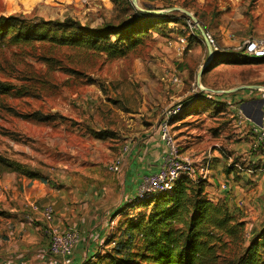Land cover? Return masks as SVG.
Wrapping results in <instances>:
<instances>
[{"label":"rangeland","instance_id":"obj_1","mask_svg":"<svg viewBox=\"0 0 264 264\" xmlns=\"http://www.w3.org/2000/svg\"><path fill=\"white\" fill-rule=\"evenodd\" d=\"M254 1L0 0V15L22 14L45 20L72 17L92 26L105 22L121 25L138 12L175 15L178 20L153 27L120 57L50 43L0 48V80L16 85L9 94H0V155L21 162L53 186L68 175H90L97 185L116 178V172L108 167L117 156L118 143L124 142L122 135L152 127L165 110L203 93L198 76L208 49L204 39L189 38L182 15L196 17L216 41L214 28L220 24L231 26V35L246 40L255 38L252 28L257 13L247 4ZM240 49H231L233 60L228 68L213 71L219 57L214 59L200 76L201 86L214 91L209 87L214 78L222 84L226 79L235 83L259 75L264 60H254ZM239 56L246 61L234 63ZM227 61L219 63L229 64ZM173 75H178L181 83H173ZM218 106L215 114H209L213 107L200 114L186 108L181 113L187 110L189 114L172 119L175 137H185L186 143L194 141L200 150L197 156L211 153L213 157V150L229 152L235 141L225 137L235 135L233 128L229 134L220 133L231 119L225 106ZM36 110L53 118L38 122L21 116ZM97 131H107L109 137H96ZM182 147L179 143L180 150ZM237 208L249 213L245 212L247 206ZM136 211L121 215L115 230L134 218ZM0 212L4 217L2 206Z\"/></svg>","mask_w":264,"mask_h":264},{"label":"crops","instance_id":"obj_2","mask_svg":"<svg viewBox=\"0 0 264 264\" xmlns=\"http://www.w3.org/2000/svg\"><path fill=\"white\" fill-rule=\"evenodd\" d=\"M247 4L257 13L252 35L264 38V0ZM214 29L218 32L220 51L240 48L245 42L231 35V26L220 24ZM232 58L219 57L212 70L232 66ZM222 60L229 64L219 63ZM209 87L215 89L216 94H203L227 104L231 119L220 133L229 134L230 127L233 128L235 135L225 137L235 141L229 145V152L221 150L219 154L213 150V157L211 153V156L200 157L196 155L200 150L194 141L186 143V139H182L185 137H176L184 152L179 150L183 157H191L198 164L211 160L203 178L209 198H225L234 207L247 206L246 219L250 226L264 223V150L253 146L254 137L249 128L252 124H264V69L252 79L242 78L235 83L226 79L221 84L214 78ZM239 110L249 120L243 127H237L233 119ZM158 123L122 135L124 142L118 143L115 158L121 160V170L116 172V178L99 185L86 174L79 177L68 175L57 186L49 185L48 180L14 173L0 177V206L5 212L4 217L0 216L3 219L0 224V264H63L61 256L49 253V225L79 232L80 238L68 264H87L110 246L106 244L107 239L115 232L121 218L120 211L136 194L142 176L160 168L164 149ZM226 165L231 168L229 173L225 171ZM223 184L226 189L222 188ZM47 205L54 209L52 222L42 214Z\"/></svg>","mask_w":264,"mask_h":264},{"label":"trees","instance_id":"obj_3","mask_svg":"<svg viewBox=\"0 0 264 264\" xmlns=\"http://www.w3.org/2000/svg\"><path fill=\"white\" fill-rule=\"evenodd\" d=\"M182 16L187 26L188 16ZM176 18L175 15L150 16L138 12L121 25L105 22L92 26L72 17L45 20L22 14L0 15V48L50 43L93 49L109 57H120L153 27L166 26L172 21L177 23ZM189 34L190 39H198ZM231 49L217 53L233 57ZM240 50L246 53L244 49ZM250 58L264 60V57ZM245 61L246 57L239 56L234 63ZM15 89L16 85L0 80V94H9ZM188 100L181 102L182 110L190 108L193 114H200L211 107L215 109L209 114H215L220 108L218 104L228 110L227 104L203 93L193 94ZM183 114L189 113L186 110L178 116ZM21 116L38 122H49L53 118L39 110ZM104 132L94 134L100 138L109 137L107 131ZM230 169L226 165L227 173ZM10 173L39 177L21 162L0 155V177ZM205 182L204 179L182 175L170 191L128 203L120 213L125 215L136 209L135 217L117 226L107 239L106 244L110 246L87 264H264V223L250 226L243 211L231 206L225 198H209Z\"/></svg>","mask_w":264,"mask_h":264},{"label":"built area","instance_id":"obj_4","mask_svg":"<svg viewBox=\"0 0 264 264\" xmlns=\"http://www.w3.org/2000/svg\"><path fill=\"white\" fill-rule=\"evenodd\" d=\"M186 23L189 33L194 34L199 40H202L203 36L199 29V26H202L201 22L198 19L194 20L188 16ZM207 38L214 50L220 51L221 47L208 31ZM180 41L181 44L186 43V39L183 37L180 38ZM240 48L244 49L250 56L263 58L264 38L247 39ZM172 81L175 84H179L181 83V78L178 75H173ZM182 109V105L178 104L167 111L165 110L162 114V118L157 125L164 149L160 168L156 172L142 176L136 194L128 199L129 204L139 202L155 193L170 191L182 175H188L189 177L197 179L206 177L211 160L207 159L205 162L198 164L191 157H183L179 150L175 134L172 131V119L178 116ZM233 119L237 127H243L249 121L241 110L233 116ZM249 128L254 137L253 146L263 151L264 124H252ZM108 168L112 172H120L121 160H114ZM226 187L225 184L222 185V188L226 189ZM42 214L48 222H52L54 219L52 205L45 206ZM47 234L49 237V253L54 256H61L63 258V264H68L80 238L79 232L73 229L60 230L53 225H49L47 227Z\"/></svg>","mask_w":264,"mask_h":264},{"label":"water","instance_id":"obj_5","mask_svg":"<svg viewBox=\"0 0 264 264\" xmlns=\"http://www.w3.org/2000/svg\"><path fill=\"white\" fill-rule=\"evenodd\" d=\"M188 15L190 17H192L194 20H197L196 17H194L193 15L189 14ZM199 29H200V32L203 36V39L206 43V46H207V49H208V58H207V61L204 63L202 69L200 70L199 72V80H198V84L199 86L202 88V92L203 93H215V91L209 89V88H206V87H202L201 86V83H200V76L201 74L204 72L205 68L215 59V56L217 54L218 51H215L213 46L210 44L208 38H207V32L204 30V28L202 26H199Z\"/></svg>","mask_w":264,"mask_h":264}]
</instances>
